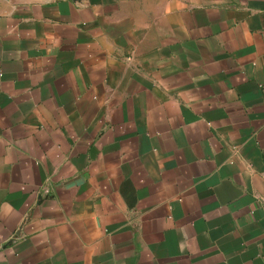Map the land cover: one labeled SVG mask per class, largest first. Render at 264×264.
Wrapping results in <instances>:
<instances>
[{
  "label": "crops",
  "instance_id": "0c3cea01",
  "mask_svg": "<svg viewBox=\"0 0 264 264\" xmlns=\"http://www.w3.org/2000/svg\"><path fill=\"white\" fill-rule=\"evenodd\" d=\"M0 264H264V0H0Z\"/></svg>",
  "mask_w": 264,
  "mask_h": 264
}]
</instances>
